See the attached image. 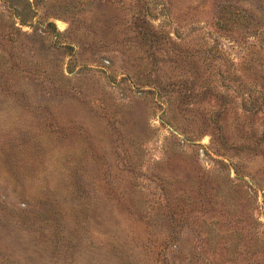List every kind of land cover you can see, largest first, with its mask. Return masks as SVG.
Returning a JSON list of instances; mask_svg holds the SVG:
<instances>
[{
	"label": "rangeland",
	"instance_id": "obj_1",
	"mask_svg": "<svg viewBox=\"0 0 264 264\" xmlns=\"http://www.w3.org/2000/svg\"><path fill=\"white\" fill-rule=\"evenodd\" d=\"M163 1L13 0L26 22L5 7L0 243L33 258L21 264H264V145L245 153L212 134L214 118L230 140L245 132L219 109L225 84L198 31L188 58L158 41L151 59L136 12ZM150 18L159 26L162 13ZM182 77L194 101L168 105ZM256 179L252 198L234 197ZM216 186L233 198L210 194L201 214Z\"/></svg>",
	"mask_w": 264,
	"mask_h": 264
},
{
	"label": "trees",
	"instance_id": "obj_2",
	"mask_svg": "<svg viewBox=\"0 0 264 264\" xmlns=\"http://www.w3.org/2000/svg\"><path fill=\"white\" fill-rule=\"evenodd\" d=\"M9 1L13 2V0H2L0 3V18H3L2 15L5 7L9 6ZM13 3L15 17L19 18L20 22H26V18L17 10V4ZM160 12L162 13L161 23L159 26H154L150 15L153 16ZM136 15L141 21L136 24L138 35L141 39L149 42L151 59L155 62L157 53L155 44L158 41L178 46L183 44L186 49L181 52V58L184 60V57L188 58L194 53L188 50L191 32H199L197 39L201 40L200 46H203L204 50H212V56L216 61L218 80L225 84L224 91L217 90L213 94L220 100L219 109L224 110L227 107L232 113L234 126L240 133L245 132L242 142L239 140L240 138L230 140L222 131L219 119L214 118L216 125L212 134L216 133V137L220 139L223 146L245 153L258 154L260 147L264 145V0H252L247 5L242 4L241 0H164L161 5L155 3L150 7L144 2L138 8ZM166 26L168 27L166 28ZM221 37L227 39V44L220 41ZM190 81L188 77H182L181 81H178L179 93H175L174 89L173 92L164 94L166 103L171 101V95H174L175 98L180 97L184 102L192 103L195 93H187L184 90V86L190 85ZM167 84L168 87H175L174 81H168ZM181 85L182 87H180ZM159 89L158 86V93ZM170 90L172 89H168V91ZM186 96L191 98H185ZM255 118L256 120H254ZM236 172V178L242 180L238 170ZM253 183L256 185L255 187L252 185ZM253 183L245 188L240 182L236 183L237 191L241 192V195L238 194L234 197L236 199L240 196L252 198L260 182L256 179ZM210 194H214L222 202L229 197L233 198L219 186L204 190L200 194L201 204L197 210L201 214L212 207V204L208 205ZM206 199L207 203H205ZM217 199H215L216 202ZM261 206L264 207V202L261 203ZM257 221L261 225L264 224L261 220L257 219ZM231 227L239 230L237 226ZM200 232L204 233L206 230L200 229ZM222 241L228 248H231L229 245L233 243V239L224 237ZM260 241L263 244L261 254L264 259V236ZM32 259L31 257L24 258L10 250H3L0 243V264H21L24 260Z\"/></svg>",
	"mask_w": 264,
	"mask_h": 264
}]
</instances>
